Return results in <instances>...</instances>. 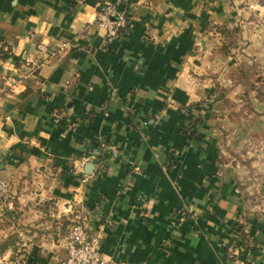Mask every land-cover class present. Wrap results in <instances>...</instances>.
<instances>
[{
	"label": "crops",
	"instance_id": "obj_1",
	"mask_svg": "<svg viewBox=\"0 0 264 264\" xmlns=\"http://www.w3.org/2000/svg\"><path fill=\"white\" fill-rule=\"evenodd\" d=\"M113 1L0 0V264L77 211L102 264H264V1L122 0L108 39Z\"/></svg>",
	"mask_w": 264,
	"mask_h": 264
},
{
	"label": "built area",
	"instance_id": "obj_2",
	"mask_svg": "<svg viewBox=\"0 0 264 264\" xmlns=\"http://www.w3.org/2000/svg\"><path fill=\"white\" fill-rule=\"evenodd\" d=\"M121 1L114 0L106 3L96 14V23L105 31V36L108 39L123 34V32L120 33V30H124L128 24L125 12L118 9ZM72 47L73 44L70 41H62L53 49H48L43 43L39 42L36 45V51L38 54L62 56ZM10 81L13 84L17 82L12 77ZM6 187V182L0 178V198H2ZM63 239L66 255L57 264H102L103 257L96 247L95 240L89 238L86 221L79 211L71 213L69 223L63 233Z\"/></svg>",
	"mask_w": 264,
	"mask_h": 264
},
{
	"label": "trees",
	"instance_id": "obj_3",
	"mask_svg": "<svg viewBox=\"0 0 264 264\" xmlns=\"http://www.w3.org/2000/svg\"><path fill=\"white\" fill-rule=\"evenodd\" d=\"M123 30H120V33H122ZM254 90V94L258 99H264V81L261 79H256L254 83L251 84ZM222 93H220L221 95ZM3 215L5 216V219H3ZM8 216V217H7ZM9 216H13L14 217V221L15 218L17 217V213L12 212L11 214L7 212H5L4 214L0 213V227H5L7 226L10 221L8 220L10 217ZM64 219V220H61ZM5 220V221H4ZM12 220V221H13ZM60 224H59V229L63 232H65L66 226L69 222V219L66 218H59ZM15 224L17 225V227H20V224L18 225L17 223H14V234H12L8 239L6 240H0V254L3 253L4 249H6L8 247V245L13 244L14 241L17 242V231L19 228L15 227Z\"/></svg>",
	"mask_w": 264,
	"mask_h": 264
},
{
	"label": "rangeland",
	"instance_id": "obj_4",
	"mask_svg": "<svg viewBox=\"0 0 264 264\" xmlns=\"http://www.w3.org/2000/svg\"><path fill=\"white\" fill-rule=\"evenodd\" d=\"M69 223V222H68ZM15 227H17V225L15 224ZM17 228H19V227H17ZM5 229V227H0V234H1V231L2 230H4Z\"/></svg>",
	"mask_w": 264,
	"mask_h": 264
},
{
	"label": "water",
	"instance_id": "obj_5",
	"mask_svg": "<svg viewBox=\"0 0 264 264\" xmlns=\"http://www.w3.org/2000/svg\"><path fill=\"white\" fill-rule=\"evenodd\" d=\"M90 163H92V164H93V162H90Z\"/></svg>",
	"mask_w": 264,
	"mask_h": 264
}]
</instances>
